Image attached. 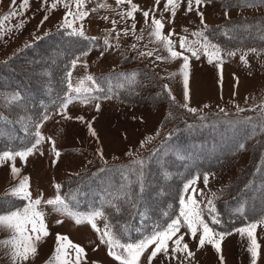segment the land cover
<instances>
[{
	"label": "rangeland",
	"instance_id": "1",
	"mask_svg": "<svg viewBox=\"0 0 264 264\" xmlns=\"http://www.w3.org/2000/svg\"><path fill=\"white\" fill-rule=\"evenodd\" d=\"M20 2L21 0H16L17 10H19ZM51 2L52 0H48L49 4ZM133 2L140 8V11L135 13V21L121 19L120 13L129 9L127 3L118 6L116 0H85L83 10L88 11L89 16L83 22L77 21L74 27L79 28L82 23L85 36L96 37L97 39L95 43L90 41L89 46L74 57L73 60H76V66L71 67L72 60L67 73L71 72L70 80L72 86L76 87L81 79L87 75L96 78L97 75H104L122 69L128 70L124 74H133L130 71L136 66H144L149 75L144 74L143 84L147 88L153 89L154 94L159 93L158 95L162 94V96L156 98V95H154V99H152V96L150 100L137 98L135 90L132 88L133 85H130L132 83L136 84V77L128 79L122 74L121 76H115L111 82L103 80L107 90L111 89L117 92L128 87L127 93L120 94L131 97V99L124 100L122 97L116 96L104 99V95L99 96L97 92H94V95L100 97L98 100H92L88 103L74 100L70 103L66 110V115L70 118L67 119L64 115L57 114V108H55V110L48 113L50 118L37 129L45 138L44 142L38 146L32 155L27 157L26 161L21 160L19 157L15 159V166L20 169L19 177L14 179L11 174L12 161L0 162V196H5V198L3 196L0 198V213L22 209L27 203V201L19 198L20 201L13 200L12 198L17 197L11 195L8 191L17 185L19 179L24 176L29 177V191L32 198L41 197L42 194V203L38 206V210L43 213L49 235L37 243L36 254L29 260L20 262V264H47L50 258L53 257L58 233L67 236L74 244L84 248L85 258L81 261V264H119L109 255L108 245L101 243L99 234L90 224H77L72 216L56 211L53 206L43 202L57 195L55 185H59L62 180L73 174L83 173L97 164H109L125 160L134 161L145 155L149 150L153 149L155 151L156 149L157 153H154L151 171H148L147 174L144 173L148 175V184L150 186L155 184V186L151 187L149 192L139 193L141 196H136L138 200L136 201L137 206H134V208H139L136 216L141 219L142 222H139L141 226L146 220L159 221L158 217L164 219L163 217L167 216V212L173 211V204L178 198L177 214L171 218L174 219L179 213V199L184 184L198 175L196 173L188 174V170L193 165L192 158L197 155L201 156V154L196 151L189 154L183 151L182 145L167 142L168 130L172 126L183 124L184 122H181L183 118L197 115L206 114L211 116L214 115L213 113H231L236 116H249L251 114H264V108L260 107L264 105V41L253 45L237 46L231 50L236 52L231 57L226 55L229 50L222 48L223 52L221 54L224 57L222 69H218L215 62L208 63L207 57L203 54L199 59H196L191 57L190 53H185L190 56V99L188 104L189 107L197 109L196 113H192L182 107L185 103L183 77L180 74L183 60L182 58L162 61L155 59L157 55L167 56L168 53L161 44L150 40L149 32L151 29L145 25L142 12L155 9V17L162 19L164 23V34L174 30L175 34L171 39L176 42V50L180 51L179 37L186 36L188 40H193L195 38L192 33L203 28L200 17L195 11V5H193L194 10L188 12L186 11L187 0H181V5L177 9L173 22L169 23L172 17L170 11H164L165 0H160L158 7L156 6V0H133ZM41 3L42 0H29V6L22 15L11 17L4 22V28L0 33V62L17 56L23 47L44 37L38 48L33 49L32 52L42 50L41 53H43L47 51L45 54H39L40 58L46 59L45 64L43 62L36 63V61L34 62L35 59L32 62L21 59L20 61H14L13 64L17 67L23 66L24 70L22 72L30 79L35 80L37 78L36 82L38 83H34L37 87L51 90L49 86L58 85L60 73L56 70L63 63L59 59V55L69 51L61 49L62 47L66 48V46L71 47L74 43L66 42L60 37L48 35L55 30H67L61 27L67 9L58 5L55 10L49 11L48 5L42 8ZM11 4L12 0H0V17L9 12ZM101 5L105 6L101 7ZM72 8L75 9V4L72 5ZM200 10L204 13L206 25L209 26L223 21H238L262 15L264 14V5L254 7L229 6L220 0H211L210 3L201 6ZM226 11L227 16H225ZM46 14L48 19L44 20ZM105 17L107 19H104ZM151 19L152 12H150L149 24ZM42 20H44L43 24H41ZM21 21H23V26L17 28L16 26ZM113 21L117 23L113 25ZM133 22L136 24L135 35L131 31ZM125 28L129 29L128 35L123 34L122 30ZM9 29L11 30L9 31ZM68 30L71 32L70 29ZM240 30L243 34V29ZM117 32L121 33L118 38L116 36ZM141 34L143 38L137 40L136 36ZM105 37L108 38L113 47L105 48ZM132 45H136V47L133 48ZM252 48H256L258 54L248 51ZM153 50L155 51L151 57L140 55L141 52ZM84 52H87V55H82ZM102 52L104 53L103 56H101ZM246 52L247 64L240 59L241 55ZM50 54L52 55L50 56ZM77 57H79L78 60ZM96 82L99 85L97 79ZM164 85H167L171 90V96L175 97L174 101L170 99ZM83 87L93 88L94 86L91 81L85 80ZM130 91L133 94L129 93ZM6 98H9L8 92L0 88V103L7 100ZM97 103L100 105L99 110L96 109ZM221 109H223V112H221ZM239 109H244V111ZM77 117H83L84 119L79 120ZM19 118L23 119L22 117ZM89 123H91L96 133L95 136H92L89 132ZM158 130L159 134H157ZM200 130L199 133L195 132L202 137L226 139V144L229 142L230 135L225 131L209 133L208 129ZM188 133L187 130L178 131L177 137L184 142L189 137ZM49 138L51 139L49 140ZM165 138L166 140L163 141ZM141 141H144L143 147H141ZM158 141H163V143L158 145ZM52 142L55 144V149L60 153L58 158L52 150ZM156 144L159 146L158 148ZM98 149H102L103 158L98 154ZM4 150L9 149L0 148V152ZM219 156L222 157L223 154ZM249 156L248 151H243L233 161L223 165L222 168L208 171L207 186L204 184L203 175H198L199 179L196 180L194 187L197 189V193L203 190V196L196 194L194 198L201 202L200 206L202 208H205L209 199L214 198L213 194L216 196L220 190L232 183L248 163ZM150 164L151 162L148 168ZM181 177L187 178L182 180ZM189 194H192L191 188ZM87 195V191L82 192L79 201L82 206L89 204ZM185 199L187 200V195ZM169 202H172V204H169ZM68 209L77 213H88L90 211H75L69 207ZM205 217L206 222L212 227L210 224L212 221L211 216L207 211H205ZM260 220L250 222L257 223V228L254 231L255 239L259 245L256 264H264V223H259ZM57 221L62 222L57 223ZM96 223L102 231L105 224H108L104 216L97 218ZM248 224H239L235 229ZM134 231V233L141 232L140 228L137 231L134 229ZM151 232L149 231L145 235ZM226 232L231 234L225 236L221 242V252L217 253L211 245L206 244L203 248H198L199 233L193 239L186 227H181L178 235H184L182 243L188 244L189 250L194 253V256L185 259L186 253H176V259H172L171 249L173 245L169 241V256L166 258L162 253L158 254L152 264H221V255L223 256V264H252V257L248 251L250 244L248 237L246 235L242 237L234 229ZM145 235H142L139 239ZM10 236L11 232L9 230L0 228V241L7 240ZM9 251V247L0 245V264H12L9 255H7ZM150 252L151 247L141 257V264H148L147 256L150 255ZM72 259H74V254Z\"/></svg>",
	"mask_w": 264,
	"mask_h": 264
},
{
	"label": "trees",
	"instance_id": "2",
	"mask_svg": "<svg viewBox=\"0 0 264 264\" xmlns=\"http://www.w3.org/2000/svg\"><path fill=\"white\" fill-rule=\"evenodd\" d=\"M220 1L229 6H240L237 0ZM250 18L238 21H223L218 24L209 25L207 26V32L205 34L213 43L229 51L237 46L253 45L264 41V14ZM240 29H243V34H241ZM69 33L70 31L68 29H59L48 34L52 37H60L66 42L74 43L71 47L66 46V48L62 47L61 49L69 51L59 55V59L63 62L61 67L56 70V72L58 71L60 73L58 78L59 86H49L51 90L37 87L34 84L38 83L36 82L37 78L35 80L30 79L22 72L24 70L23 66L17 67L13 64L14 61H20L21 59H26L30 62L35 59L34 62H43L45 64L47 62L46 59L40 58L39 54H45L47 51L43 53H41L42 50L36 51L35 53L34 51L32 52L33 49L38 48L44 37L34 40L23 47L17 55L18 57H10L0 62V88H3V91L8 92L9 95V98H6L7 100L2 99L3 102L0 103V148L20 150L30 146L34 142L37 131L36 124L40 122L42 114L55 110L57 105H54L53 102L56 101L59 104L60 98L65 95L68 82L66 75L67 69L70 68V62L90 44V41L87 39L70 35ZM224 33H228L232 39H229ZM124 72H128V70L122 69L111 71L104 75H97L96 79L99 86L104 89V92H97V94L99 96L107 94L109 96L122 97L124 100H130L131 97L120 94L127 93L128 87L121 89L120 91L122 92L109 91L103 82V80L111 82L115 76H121ZM130 72L137 74L135 75L136 84H130L131 86L133 85L132 88L135 90L137 98L150 100L152 96V99H154V95H156V98L162 96V94L158 95L159 93L154 94L153 89L147 88L143 84L144 74L149 75V72L144 66H136ZM13 92H19L23 99L19 102H13L10 99V94ZM129 93L133 94L132 91ZM213 114L211 116L203 114L183 118L181 122L184 123L179 126H172L168 130L169 132H167L166 138L167 142L182 145L183 147L181 146V148H183L184 152H188L189 154L195 151L200 152L199 154L201 156L197 155L192 158L193 165L188 170L189 175L194 173L203 175L216 168H222L223 165L233 161L243 151L250 153L249 161L241 173L238 174L232 183L220 190L212 198L216 211L210 214V216L216 215L221 220V223L214 224L211 221L210 224L215 230L226 232L235 229L239 224H248L264 217V114H251L249 116H236L231 113ZM19 117L23 119L21 120ZM204 128L208 129L209 133L224 131L229 133V142L226 144V139L206 138L205 136L202 137L197 134L198 131H201L200 129ZM197 129L199 130L197 131ZM182 130L189 131V137L184 142L180 141L177 137L178 131ZM163 141H158L159 144L158 142L157 144L160 145ZM219 142L220 144H218ZM157 144L156 147L158 148L159 146ZM240 144H244L243 149L239 148ZM154 153H157L156 149L155 151L151 149L145 155L139 157V159H144L146 162V174L148 171H151ZM222 154L223 156L220 157L219 155ZM131 162L125 160L116 163L97 164L83 173L73 174L62 180L59 184V194L66 199L69 208L78 211L92 210L93 208L103 206L104 217L108 225L120 236L122 241L126 242L138 240L142 235L153 231L157 227H165L172 216L176 215L178 211L177 198L173 204V211L167 212V216L163 217L164 219L158 217L160 222L158 220H146L142 223V226L139 224L142 221H140L139 216H136L139 208H134V206H137L136 201L138 199L136 196H141V194L149 192L155 184L150 186L148 184L149 180L147 179L148 175L144 174V190L139 194V186L136 183L137 174ZM150 162L151 164L148 168ZM187 177L181 178L183 180ZM121 188L133 193L132 202H129L127 199H112L113 196L118 197L121 195ZM84 191L88 192L87 200L89 204L82 206L79 201ZM3 197L5 198V196ZM12 199L19 200L18 198ZM110 201L112 203H118L119 211L108 206ZM169 204H172V202H169ZM205 220L207 221V219ZM138 228H140L141 232L134 233V229L137 231Z\"/></svg>",
	"mask_w": 264,
	"mask_h": 264
},
{
	"label": "snow or ice",
	"instance_id": "3",
	"mask_svg": "<svg viewBox=\"0 0 264 264\" xmlns=\"http://www.w3.org/2000/svg\"><path fill=\"white\" fill-rule=\"evenodd\" d=\"M211 0H187V9L186 11L191 12L194 10L193 5H195V11L200 17L201 25L203 28L201 30L195 31L192 33V36L195 38L193 40H188L186 36L179 37V48L180 51H177L175 48L176 42L171 39L175 34L174 30L170 31L167 34H164L163 28L164 23L162 19H157L155 17V9L144 10L142 12L144 17L145 25L148 26L151 30L149 32L150 40L162 45L163 49L168 53L167 56L157 55L155 59L157 61L162 60H176L182 58L183 64L180 69V74L183 77V95L185 103L182 105L187 111L196 113L197 109L189 107L188 101L190 99V89H189V78H190V56L199 59L201 54L207 57L208 63L212 64L215 62L218 69H222L224 62V57L222 56L223 49L218 45L213 43L209 37L205 34L207 32V25L204 20V13L200 10L201 6L210 3ZM118 6L127 3L129 9L127 11H122L120 13L121 19L127 20L131 19L135 21V13L140 11L139 6L133 2V0H116ZM237 3L242 7H254L257 4H264V0H237ZM75 4V9L73 10L72 5ZM85 0H52L51 4L48 3V0H42L41 7L48 5V10H55L58 5L63 6L67 11H65L63 16L62 28L70 29V34L82 37L93 43L96 41V37H87L83 31V24L81 23L79 28L74 27L77 21L83 22L88 16L89 12L84 9ZM160 0H156V6L158 7ZM181 5V0H165L164 11H170L172 20L169 23L173 22L177 9ZM29 6V0H21L19 4V10L16 8V0H12V4L9 6V12L4 16L0 17V33L4 28V22L9 20L11 17L22 15ZM105 5H101L104 7ZM152 12L151 23L149 24V16ZM227 16V11L225 12ZM47 14L44 16V20H47ZM104 19H107L105 17ZM44 20L41 21L43 24ZM113 25L117 22L113 21ZM23 21L16 27H22ZM11 29H9L10 31ZM136 24L133 22L131 24L132 34L135 35ZM124 35L129 34V29L125 28L122 30ZM187 31V29H185ZM121 35L120 32L116 33L117 38ZM229 39H232L228 33H224ZM142 34L136 36L137 40L142 39ZM30 46V45H29ZM105 48H111L113 45L109 43L107 37L104 38ZM118 46V45H117ZM133 48L136 45H132ZM155 50L141 52V56H153ZM249 52L257 53L256 48L248 50ZM185 53H190L186 55ZM103 52L101 56H103ZM236 54L235 51H229L226 53L227 56L231 57ZM82 55H87V52L82 53ZM247 52L244 55H241L240 59L242 62L247 64L246 60ZM77 60L79 57L76 58ZM76 66V60L72 61L71 67ZM128 79H133L135 73L133 74H124ZM71 72H68L66 75L67 79V89L63 97L60 98L59 104L54 101V105H57V114H62L65 118H70L66 115L67 107L74 100H80L85 103L91 102L92 100H98L100 97L94 95V92H104V89L101 88L97 82L96 78L92 75H87L85 78L81 79L78 86L73 87L71 80ZM85 80L91 81L93 88L83 87ZM238 83V78H237ZM166 91H168L170 99L175 100L174 96H171V90L167 85H164ZM111 91V89H109ZM104 99H110L111 96L105 94ZM10 99L13 102H19L22 100V96L19 92H13L10 94ZM99 103L96 104V109L99 110ZM207 107V105H205ZM260 107L264 108V105ZM244 111V109H239ZM255 110V109H251ZM223 112V109H221ZM49 114L47 112L43 113L40 122L36 124V128L42 126L43 122L49 119ZM79 120H83V117H77ZM89 132L92 136H95L96 133L92 128L91 123L88 124ZM159 134V130L157 132ZM43 135L37 130L35 133L34 142L31 146L25 147L23 150L14 151V150H4L0 152V162L12 161L11 164V174L13 178L20 176V169L15 166V159L19 157L21 160H27V157L32 155L38 148V146L44 142ZM51 138H49L50 140ZM144 146V141H141V147ZM240 149L244 148V144L239 145ZM52 150L55 153V156L58 158L60 156L59 151L55 149V144L52 142ZM98 154L103 158L102 149L97 150ZM42 154V153H41ZM145 160L136 159L131 162L134 166V171L137 174V185L139 186V193H142L144 190V173H145ZM103 171V169H101ZM209 174H203L204 184L207 186ZM199 179L197 175L192 180L187 181L181 191V196L179 199L180 209L176 218L171 219L169 223L163 228L157 227L150 234L143 236L138 241H122L120 236L112 229L108 224H105L103 231L97 226L96 219L103 217L105 215L103 211V206L100 208H93L88 213H77L72 212L68 209V204L66 199L59 194L60 185H55L57 189V195L54 198H51L44 203L54 207L56 211L62 213H67L75 219L77 224L88 223L91 227L99 234L101 243H106L108 245V253L112 256L119 264H141V257L145 255L146 251L151 247L150 255L147 256L148 264H152V261L157 258L158 254H164L167 258L169 256V241L172 242L171 249V258L176 259V253L185 254V259L194 256V253L189 250V246L186 243H182L184 240V235H178L180 233L181 227H186L188 233L191 234L192 238L195 239L199 233V243L198 248H203L206 244L214 247L217 253L221 252V242L225 236L230 235L231 233L225 231H216L210 227L209 223L205 220V211L209 214L214 213V200L209 199L205 208L200 206L201 202L197 201L194 196L199 194L203 196V190H200L197 193V189L194 187L196 180ZM29 177L24 176L19 179V182L14 187L10 188L8 191L11 195L27 201L22 209L11 210L6 213H0V228L7 229L11 232V236L4 241H0V245L10 248L9 255L12 264H20L22 261L29 260L37 252V243L41 241L44 237L48 236L47 226L43 219V213L38 210V206L42 203V194L41 197L36 199L32 198V194L29 191ZM130 187V186H129ZM191 188V193L189 194V189ZM120 196H113L114 200H123L127 199L129 202L133 201V193L131 191H125L123 188L120 189ZM111 196V194H109ZM187 195V200L185 196ZM215 197V194H213ZM109 207L115 208L116 211H119L118 203H108ZM242 210V209H239ZM212 223L220 224L221 220L216 216H211ZM62 221H57L61 223ZM259 223H264V218H262ZM257 228V223H250L244 227L234 229L235 232L241 234V236H247L250 240L248 251L252 257V264H256V259L258 257V248L259 245L254 236V231ZM175 237V239H173ZM74 254V259L72 256ZM85 258V250L83 247L74 244L67 236L61 234L56 235V248L53 254V257L47 262V264H81V261ZM221 264H223V256H220Z\"/></svg>",
	"mask_w": 264,
	"mask_h": 264
}]
</instances>
